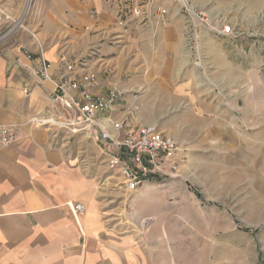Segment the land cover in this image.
<instances>
[{
  "label": "crops",
  "instance_id": "0c3cea01",
  "mask_svg": "<svg viewBox=\"0 0 264 264\" xmlns=\"http://www.w3.org/2000/svg\"><path fill=\"white\" fill-rule=\"evenodd\" d=\"M194 1L213 2L211 12L221 13V0ZM127 4L32 0L21 24L26 0H0V124L17 125L13 142L0 145V264H142L134 236L98 201L95 169L90 174L80 155L57 142L59 130L32 121L54 113V84L33 74L40 47L55 75L62 59L85 58L99 76L92 91H123L117 118L156 125L193 152L207 145L222 155L237 145L232 112L242 113V93L232 99L231 86L245 80L234 68L238 44L186 25L176 0H157L168 9L166 25L155 19L140 34L124 35L118 19ZM151 183L131 193L151 195ZM77 202L86 210L75 217Z\"/></svg>",
  "mask_w": 264,
  "mask_h": 264
},
{
  "label": "rangeland",
  "instance_id": "374dc122",
  "mask_svg": "<svg viewBox=\"0 0 264 264\" xmlns=\"http://www.w3.org/2000/svg\"><path fill=\"white\" fill-rule=\"evenodd\" d=\"M188 1L214 24L238 31L231 38L238 44L234 68L245 80L231 86L232 99L242 93V113L232 112L234 132L240 134L234 149L217 155L207 145L193 152L178 143L174 162L151 181L155 192L138 197L126 190L119 173L109 171L100 143L62 131H56L57 142L80 155L90 174L93 168L98 173V201L107 217L121 220L122 233L134 236L142 264H264V0H233L228 13L229 0H221L216 15L213 2L201 7ZM31 5L26 0L21 24ZM179 12L191 26L187 11Z\"/></svg>",
  "mask_w": 264,
  "mask_h": 264
},
{
  "label": "built area",
  "instance_id": "2783aa9c",
  "mask_svg": "<svg viewBox=\"0 0 264 264\" xmlns=\"http://www.w3.org/2000/svg\"><path fill=\"white\" fill-rule=\"evenodd\" d=\"M118 19L124 35H138L155 19L168 23V9L157 0H127ZM181 12L187 11L191 26L196 30L205 26L218 37L237 38L238 31L231 24H214L210 16L190 6L188 0H176ZM39 64L33 68L38 80L51 81L50 94L53 115L46 119L33 118L39 126H46L73 135H83L100 143L105 150L111 170L119 173L128 191L134 192L164 174L180 151L176 139L153 124L135 125L129 117L117 118L116 112L124 99V92L109 87L101 93L92 91L98 85V73L91 70L85 58L62 59L59 73H52V62L40 47ZM26 57L33 60L31 52ZM28 93L29 90L27 89ZM17 125L0 124V145L16 137ZM71 210L75 217L86 210L85 204L75 203Z\"/></svg>",
  "mask_w": 264,
  "mask_h": 264
}]
</instances>
